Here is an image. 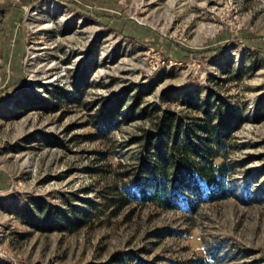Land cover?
Here are the masks:
<instances>
[{
    "label": "rangeland",
    "instance_id": "374dc122",
    "mask_svg": "<svg viewBox=\"0 0 264 264\" xmlns=\"http://www.w3.org/2000/svg\"><path fill=\"white\" fill-rule=\"evenodd\" d=\"M164 112L223 117L211 147L226 198L203 187L194 211L183 195L170 209L132 200ZM39 205L74 208L81 224L39 230ZM131 254L264 264V0H0V264Z\"/></svg>",
    "mask_w": 264,
    "mask_h": 264
},
{
    "label": "trees",
    "instance_id": "16d2710c",
    "mask_svg": "<svg viewBox=\"0 0 264 264\" xmlns=\"http://www.w3.org/2000/svg\"><path fill=\"white\" fill-rule=\"evenodd\" d=\"M124 95L119 96L117 100L119 105L122 104ZM155 109L158 107L156 106ZM114 111L113 107L103 114L104 128L107 129L110 125L107 117ZM217 118L219 119L217 125H211L209 117H207L208 120L202 118L201 123L193 120L182 125L178 118L164 112L156 124V130L161 133L162 138L158 139L156 133L146 137L147 154L140 165L142 180L136 182L132 200L140 205L152 204L163 209H170L178 206L177 196L183 195L186 207L194 211L203 199V187L207 189L206 198L210 201L226 198L225 164L219 159L217 149L211 147L212 138L219 134V128L225 129L223 117ZM197 131L204 138H201V143L198 142L195 147L190 137ZM181 136L186 137L182 142L179 141ZM218 143H221L220 140ZM114 193H112L113 197L105 196V198L118 206L130 199L126 194L115 193L117 195L114 196ZM42 207V205L36 206L34 212L30 214L32 223L39 230H75L81 224L74 208L53 212ZM38 212L43 213V217L37 215ZM114 264L146 263L139 256L131 254L114 256Z\"/></svg>",
    "mask_w": 264,
    "mask_h": 264
}]
</instances>
